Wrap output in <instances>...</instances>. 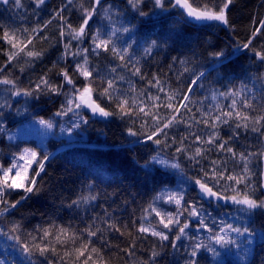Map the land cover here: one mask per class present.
I'll return each mask as SVG.
<instances>
[{
  "label": "trees",
  "instance_id": "obj_1",
  "mask_svg": "<svg viewBox=\"0 0 264 264\" xmlns=\"http://www.w3.org/2000/svg\"><path fill=\"white\" fill-rule=\"evenodd\" d=\"M91 4L92 0H72L71 3L69 0H45L39 7L35 0H21L20 6L15 0L0 3V36L4 30L14 31L19 37L32 35L34 48L33 45L29 48L43 51L38 59L21 53L8 64L5 53L10 46L0 40V67L4 68L0 79L15 81V86L0 84V165L10 166L11 157L25 149L37 152L38 160H42L44 155L49 157L43 161L44 169L36 177L39 192L8 191L9 203L21 196L26 198L15 208L0 214V264H61L60 258L51 254L48 259L38 254L29 256L22 245L25 242L30 244L33 237H38L43 229L52 225L71 226L73 229L94 225L107 229V224H115L124 233L104 232L108 244L104 246L103 256L108 264H188L196 243L207 246L201 248L195 257L197 264H264V210L257 209L249 214L242 205L221 206L201 201L194 182L202 175V168L211 169L213 160L227 161L229 172H239L243 166L239 154L263 151L264 137L243 128L235 129L237 121L233 117L228 125L221 124L218 131L223 140L233 137L228 146L233 148L237 157L233 159L231 154L212 147L206 158L197 157L199 163H196L188 158L195 147L207 149L210 146L192 144L190 138L185 141L188 151L178 153L176 148L179 145L172 143V138L179 141L181 136L195 131L206 139L210 129L203 124L191 129L179 124L168 130L167 143L160 137L162 142L157 145L146 139L144 133L150 129L141 126L140 118L121 115L115 99L100 95L109 79L114 81L116 91L113 95L129 98L130 102L132 97L147 102L146 96L139 95L143 90L160 95L161 101L165 92L176 90L180 93L175 101L178 102L191 88L188 93L191 102H185L189 103L191 113L185 114L186 119L192 114L197 120L201 119L198 109L212 116L220 111H230L233 99H237L238 109L250 115L261 114L264 110V61L256 57L255 51L264 52V34L255 37L249 49L242 45L251 38L259 21L264 20V0H234L227 10L228 25L218 21L203 26L190 23L170 0H163V8L156 7L154 0H143L136 8L128 0H101V6L86 28V35L81 41L71 42L70 52L88 51L75 57L71 54L64 57V45L69 37L60 36L63 22L54 17L59 12L73 27H78L83 19L82 6L91 7ZM109 5L111 8L106 13L105 8ZM48 21L51 23L43 27ZM125 28L128 31H124ZM23 29L28 31L22 32ZM32 29L42 30L32 33ZM98 29L101 39L111 38L109 49L115 47L120 52L127 49L123 60L111 50L93 51L92 36ZM218 52L223 55H213ZM85 55L88 57L87 66L92 71V77L87 79L76 69V64L83 63ZM136 67L140 74L134 75ZM62 70L68 71L73 84L65 81ZM200 73L203 76L197 79ZM121 76L124 79H119ZM154 76L159 78L165 92H158L157 87L148 84ZM42 77L57 91L43 84L37 90ZM89 80L93 81L91 86L96 89L92 93L93 100L112 113L106 121L93 118L81 108L73 112L79 99L77 90L82 91ZM193 80H196L195 84ZM24 90L32 94L24 95ZM241 90L242 96L251 101L256 111L244 109L241 97L221 95ZM16 91L21 94L14 95ZM69 99L73 100L71 106ZM69 107L72 111H68ZM78 111L83 119L76 121L79 126H73L70 131L68 120ZM41 120L53 124L43 132V142L34 137L15 141L4 138L5 132L13 126ZM63 127L67 128L65 133ZM129 129L137 135H131ZM233 130L238 135H233ZM250 161L249 190L253 198L264 200L260 180L261 156L250 157ZM173 163L179 164V168L172 167ZM33 170L39 171L36 162L29 176L34 175ZM243 187L240 185L241 189ZM171 193L182 195V208L195 206L199 212L198 217L189 216L188 211L179 217L181 224L189 223L180 240H175L178 226H173L170 232L163 229L158 223L159 217L151 212V207H155L162 214L175 213V203L167 202ZM4 207L6 205H0V209ZM142 217L146 218L142 220ZM201 219L208 228L200 226ZM221 221L234 227H248L252 234L239 236L229 232L226 239L230 237L237 243L217 244L213 236L224 235L219 231ZM141 223L164 231L169 239L161 241L150 233H138ZM14 226L18 227L14 230ZM133 237H136V247L132 250L134 255H128L124 249L129 248ZM93 240L97 247L101 246L98 240ZM208 247L214 248L218 254L208 251ZM58 251L62 250L58 248ZM153 251L157 253L155 257L152 256Z\"/></svg>",
  "mask_w": 264,
  "mask_h": 264
},
{
  "label": "snow or ice",
  "instance_id": "obj_2",
  "mask_svg": "<svg viewBox=\"0 0 264 264\" xmlns=\"http://www.w3.org/2000/svg\"><path fill=\"white\" fill-rule=\"evenodd\" d=\"M71 2L72 0H69V3ZM142 2L143 0H128V3L131 4L133 8H136ZM154 2L156 7H164L163 0H154ZM233 2L234 0H175L174 6L183 8L186 11L188 17H191L197 21L215 20L224 25H228L229 21L227 17V10ZM0 3L7 4L9 3V0H0ZM15 3L17 6H20L21 0H15ZM44 3L45 0H35L37 7L43 5ZM98 6H101V0H92L91 7L82 6L83 19L78 27H73L59 12L56 14V17L54 18L58 17L63 22L60 25V36L65 37L67 35V37H69L68 42L64 45V57L69 54L75 57L81 52L86 53L88 51V49H80L77 52H70L71 42L72 40L81 41L86 35V28L89 25V21L96 14ZM110 8L111 6L109 5L107 8H105V12L107 13ZM140 14L145 15L143 12ZM48 23H51V21L46 22L43 27H47ZM65 26L67 31H65ZM41 30L42 29H32V33H37ZM21 31L27 32L28 30L23 29ZM124 31H128V29L125 28ZM112 34H115V30H113ZM260 34H264V20L259 21V26L253 29L251 38H249L247 42L242 45V47L244 49H249L252 45L253 39ZM0 40H3L10 46V50L5 53L7 55L8 64L18 58L21 53H23L24 56L33 59H38L43 55V51H35L29 48V45H33L32 35L19 37L14 31L10 32L8 30H4L3 35L0 36ZM92 42L95 45L93 49L94 52L96 49H103L105 51L111 50L113 54L117 55L121 60L124 59V54L127 52V49H124L123 52L118 51L115 47L109 49V44L112 43L111 38L109 37V39H101L99 29L92 36ZM153 44H155V42H153ZM253 51L255 50L253 49ZM213 55L220 57L223 55V53L218 52L214 53ZM255 55L261 61H264V52L255 51ZM181 63H183V61ZM87 65L88 57L86 55L84 56L83 63L76 64V69L79 71L80 75L84 76L86 79L92 77V71ZM3 71L4 68L0 67V72ZM112 71L115 72L116 69L113 68ZM185 71H188V69H185ZM61 74L68 84L74 83L67 70H62ZM133 74H140V69L136 67ZM200 76H203V73H200L197 79H199ZM143 78L144 77L141 75V79ZM119 79L122 80L124 77L121 76ZM92 83L93 81L89 80V84L85 86L82 91L77 90L79 92V103H76L75 107L80 108L82 105H86L92 110L93 113L98 112L102 116L112 115V113L105 111L103 107L92 100V93L96 91V89L91 86ZM106 83L107 86L103 87L102 91H100V95L108 97L109 99H115L117 101V107L120 109L121 115L136 116L137 118H140L142 120L141 126L150 129L147 133H144L146 139L151 140L157 145L161 144L162 142L160 137H163L164 142L167 143L169 140L168 130L179 124H184L189 129L194 128L197 124H203L206 128L210 129V131L207 133L206 139L204 135L195 131L189 132L188 135L181 136L179 141H177L175 138H172V143H178L179 145L176 148V152L178 153L188 151V147L185 146V141H188L190 138L192 144L210 146L207 149L201 146L195 147L194 152L188 158L192 161H195L196 163H199L197 157L206 158L207 151H210L212 147H215L224 153L231 154L233 159L237 157V153L233 150V148L228 146L229 140H231L233 137L230 136L228 140H223L218 131V128L221 124L228 125L229 121L233 119V117L237 121L235 123V129L243 128L245 131L259 133L260 136L264 137V110H261V114L250 115L249 113L238 109L237 99H233L231 105H229V108L231 109L230 111H220L219 114L212 116L209 112H204L198 109V111H201V119L197 120L194 114L188 116L186 119L185 114L191 113V108L189 107V103L191 101L188 94L192 91L191 88H189L188 91L182 95V98L178 102H175L177 101V97L180 96V93L176 90L165 92V88L161 85L159 78L154 76L153 80L148 81V84L152 87H157L158 92H165L164 100L161 101V97L158 94L152 95L147 90H143L139 95L141 97L146 96L147 102L144 99H138L137 97H132L130 102L129 98L121 99L120 96L113 95L116 89L112 79L107 80ZM192 83L195 84L196 80H193ZM0 84H11L15 86V81L8 78H3L0 79ZM40 84L50 88L52 91H57V88L52 87L49 84V81L43 77L41 78L40 83H38L36 86L37 90H40ZM242 92L243 90L230 93H221V95L241 97L244 109H252L253 111H256L251 101L242 96ZM13 94L20 95L21 92L16 91ZM23 94L31 95L32 93L31 91L24 90ZM213 99H215V96H213ZM68 104L71 106L73 104V100L69 99ZM161 109H163V111ZM68 111H72V108L69 107ZM59 114L66 113H58V115ZM84 122L87 123V121ZM40 123L45 124L48 128L53 127L51 122L41 120ZM74 126L78 127L79 125L77 124ZM129 133L133 136L137 135V132L132 131L131 129H129ZM233 135H238V133L233 130ZM256 155L264 157V151L259 153H248V155L240 153L239 160L242 162L243 166L239 172H229L226 167L227 161L213 160L211 161V169L206 170L202 168V175L199 178H196L194 182L199 186L202 194L208 197H215L217 200L231 201V203L235 205H242L244 206L243 210L247 211L249 214L257 209L264 210V200L253 198L249 190L251 187L249 180L252 175L251 169L249 167L251 162L250 157ZM48 158L49 157L47 155H44L42 160H38L37 152L30 149H25L24 152L18 157V160L24 161L23 164H18L16 159H14L13 163L8 167L0 165V205H6V207L0 209V214L7 212L9 208H15L22 200L26 198V196H21L19 200L9 203L7 200L9 190H22L25 194L39 192L40 189L37 186L36 177L40 175V171H43V161L47 160ZM33 162H36L39 165V171L33 170L34 175L29 176L28 169L31 167ZM171 166L174 168H179V164L177 163H173ZM221 181H225V183L221 184ZM229 181L232 183H227ZM240 185L244 186L243 189L240 188ZM262 187H264V185H262ZM214 188L216 190H213ZM228 192L233 194L228 195ZM85 199L87 200V198ZM91 199H95V197H91ZM182 199V195L178 193H171L167 196V202L175 203L177 206V211L175 213L162 214L155 207H151V212H154L155 215L159 217L158 223L163 226V229H167L170 232L172 231L173 226H178V233L175 236V240H180L181 236L185 235V230L189 227L188 222L183 224L180 222L179 217L183 215V212L188 211L189 216H199V212L195 206H192L190 209L182 208ZM145 218L146 217H142V220ZM105 223L107 224V221H105ZM199 223L201 227L208 228L203 219H201ZM220 223L222 226L220 227L219 231L224 233V235L216 234L213 236V239L217 244H236L237 241L235 239H231L230 237L226 239L229 232L237 233L239 236L252 234L248 227H234L232 224L225 223L223 221ZM16 227L18 226H14V230ZM106 230H114L116 232H121V235L124 234L121 231V228L117 227L115 224H107V229H101L94 225H88L83 229H73L71 226L62 227L52 225L49 229H43L42 234L38 237H33L30 244L25 242L22 247L23 251L28 253L29 256L38 254L39 256L45 257V259L49 258V254L52 256H58L60 258L61 264H108L103 256L104 246L108 244V241L104 237V232ZM208 230L212 231L210 228ZM137 232L150 233L152 236L159 237L161 241L169 239V236L164 231L156 230V228L151 224L146 226L144 223H141L137 229ZM129 235L132 234L129 233ZM93 238L100 242V247L96 246ZM16 239L19 240V237H16ZM135 240L136 237H133L129 248L124 249L128 255H134L132 250L136 247ZM173 247H175L174 242ZM204 247L207 246L203 245L202 243H196L193 245L192 251L190 253L192 259L189 260L188 264H197L195 257L198 255L200 249ZM58 248L62 251H58ZM207 250L213 252L214 254H218L214 248L208 247ZM156 255L157 253L153 251L152 256L155 257Z\"/></svg>",
  "mask_w": 264,
  "mask_h": 264
},
{
  "label": "rangeland",
  "instance_id": "obj_3",
  "mask_svg": "<svg viewBox=\"0 0 264 264\" xmlns=\"http://www.w3.org/2000/svg\"><path fill=\"white\" fill-rule=\"evenodd\" d=\"M80 119H83V118L79 114V111L74 113V114H72L71 118L68 120L69 127H70L69 130L70 131L73 130L72 127L74 125H76V121H78ZM63 125H65L67 127L66 124H63ZM48 129H50V128H48L45 124H41L40 121L39 122H23V123H20V124H18L16 126H13L12 128H9L5 132L4 138L6 140H8V141H15V140H17L19 138H23V139L26 138L27 139V138L34 137V138L39 139V140H41L43 142L44 141L43 132H45ZM66 129L67 128L63 127V132L64 133L67 131ZM68 137H71V135H69ZM19 155L11 157V159H10L11 160L10 161L11 164L13 163L14 159H16V162L18 164H23L24 163V161L18 160ZM34 164H35V162H33L31 167L28 169V174H29V172L32 169ZM14 171H15V169H14Z\"/></svg>",
  "mask_w": 264,
  "mask_h": 264
},
{
  "label": "water",
  "instance_id": "obj_4",
  "mask_svg": "<svg viewBox=\"0 0 264 264\" xmlns=\"http://www.w3.org/2000/svg\"><path fill=\"white\" fill-rule=\"evenodd\" d=\"M170 1L172 2L173 6H174L175 5V0H170ZM175 7L180 9V11L186 17V19L192 24L203 26V25H208V24L213 23V22H218V21H215V20L197 21V20H195V19H193L191 17H188L186 11L183 8H181L179 6H175ZM92 100H93V97H92ZM78 103H79V99H78ZM80 108H82L83 110L87 111L93 118H95V119H97L99 121H106L108 119L107 116H102L98 112L97 113H93L92 110L89 107H87L86 105H82ZM78 109L79 108L74 107L73 112L77 111ZM263 151H264V148H263ZM260 180H261V190L264 193V187H262V185H264V157H261V177H260ZM196 193H197L198 198L200 200H202V201H205V202H212V203H216V204L221 205V206L231 205L232 204L231 201L217 200L215 197H208V196L202 194L198 185H196Z\"/></svg>",
  "mask_w": 264,
  "mask_h": 264
}]
</instances>
